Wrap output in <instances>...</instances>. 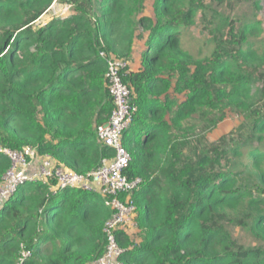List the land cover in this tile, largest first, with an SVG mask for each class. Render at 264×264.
I'll list each match as a JSON object with an SVG mask.
<instances>
[{
	"label": "trees",
	"instance_id": "1",
	"mask_svg": "<svg viewBox=\"0 0 264 264\" xmlns=\"http://www.w3.org/2000/svg\"><path fill=\"white\" fill-rule=\"evenodd\" d=\"M55 1L0 0V145L49 154L79 173L96 169L115 152L97 134L114 109L108 57L136 62L143 43L138 67L123 76L136 106L123 141L134 146L126 173L142 179L132 192L142 240L119 230L121 260L264 264V21L252 16L264 0H154V15L147 0H59L70 13L36 27ZM242 1V17L226 12ZM201 10L213 50L198 57L183 36ZM228 110L243 118L236 136L207 139ZM10 166L0 153V184ZM244 172L255 188L242 185ZM19 191L0 208V264H18L24 249L33 255L22 264L103 256L114 212L107 197L54 194L41 183ZM232 225L259 243H241Z\"/></svg>",
	"mask_w": 264,
	"mask_h": 264
},
{
	"label": "built area",
	"instance_id": "2",
	"mask_svg": "<svg viewBox=\"0 0 264 264\" xmlns=\"http://www.w3.org/2000/svg\"><path fill=\"white\" fill-rule=\"evenodd\" d=\"M102 54L106 56L105 53ZM130 68L129 60L114 55L108 57L106 78L114 109L110 119L98 126L97 134L99 142L113 148L115 152L113 156L103 158L96 169L79 173L62 166L49 154L30 150L31 159L39 161L36 168L28 172L26 153L29 152L24 153L0 145V153L8 155L11 159V166L0 184V205L15 195L19 187L26 183L47 185L54 194L65 189L82 188L108 198L106 204L113 208L114 212L104 227L106 251L93 264H125L121 260L124 248L119 243L118 231L126 232L127 227H134L137 224L135 217L138 211L132 192L139 188L142 179L140 177L131 179L127 175L126 170L132 157L123 144L124 132L130 126L136 111V106L131 102V89L123 79ZM32 255V250L24 249L18 264H22Z\"/></svg>",
	"mask_w": 264,
	"mask_h": 264
},
{
	"label": "rangeland",
	"instance_id": "3",
	"mask_svg": "<svg viewBox=\"0 0 264 264\" xmlns=\"http://www.w3.org/2000/svg\"><path fill=\"white\" fill-rule=\"evenodd\" d=\"M202 2H205L206 4H210L211 0H201ZM249 2H240V5H235L233 8L231 7H227L226 12H228L229 14H231L232 11H234L235 13H237L240 17L243 16V10L245 9L246 5ZM147 4V9H146V13L150 14V15H154V0H147L146 2ZM69 5L60 2L59 0H56L52 6L49 8V10H47V12L42 15L37 21H36V27H40L43 25H46L47 23H49L52 19L56 18V17H64L67 16L70 13L69 10ZM202 10L201 12L198 13V16L196 18L197 20V25L192 26L191 28H189L184 36H183V41L185 42L186 48L189 49L191 51L192 54L198 56V57H203L206 56L208 54H210L213 50V44L211 43H207V38L209 37V33H207L206 30L203 29L204 27V23L202 21ZM257 19L263 20L264 21V8L261 10V12L256 11L254 15ZM143 48V43H138L137 45V50H136V54L135 56V60L136 62H131L130 61V65L132 64L134 68H137V66L139 65V61H140V54ZM174 95H177V97L180 98V100H183L184 94H178L173 92ZM243 120L242 116L239 115L236 111L233 110H228L226 112V116L221 118L210 130H208L207 132H205V135L207 137V139L209 140H216L218 139L220 136L224 135V134H231L235 132V129L237 128L238 124L240 123V121ZM233 136H236V133H234ZM124 137V135H123ZM124 144V141H123ZM125 148L127 150L133 151L134 150V146L131 144V141H126V145L124 144ZM28 149V148H27ZM243 151H247V147L243 148ZM23 152V151H22ZM26 151H24L25 153ZM29 153H26L28 156V164L26 166V170L28 172L33 171L36 168V164L39 161V159L35 160V159H31L30 156V150L28 151ZM244 157V156H243ZM242 157V159H243ZM22 166H20L19 169H21ZM241 182L243 186H249L251 188H255L256 185V180L254 178V173L253 172H244L241 174ZM30 184L32 183H26L24 185H21L19 187L20 189V193L22 192H27L28 188L30 187ZM19 194V193H18ZM17 194V195H18ZM264 196V194H262ZM2 205H0L1 208ZM138 216V212L136 214V217ZM135 217V221L136 220ZM232 231L234 236L241 242L247 245H257V243H259L258 241H256L255 237L249 233L248 231H246L242 226L239 225H232ZM126 233L129 235V237L131 238V241L134 242H140L142 240L141 235H140V229L138 227V222L134 227H127L126 228ZM264 246V244H262ZM93 264V263H91Z\"/></svg>",
	"mask_w": 264,
	"mask_h": 264
},
{
	"label": "crops",
	"instance_id": "4",
	"mask_svg": "<svg viewBox=\"0 0 264 264\" xmlns=\"http://www.w3.org/2000/svg\"><path fill=\"white\" fill-rule=\"evenodd\" d=\"M137 58V57H136ZM138 67V66H137ZM130 69H135L134 67H133V65L131 64V68Z\"/></svg>",
	"mask_w": 264,
	"mask_h": 264
}]
</instances>
